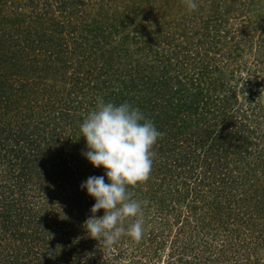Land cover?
Segmentation results:
<instances>
[{
	"label": "trees",
	"instance_id": "obj_1",
	"mask_svg": "<svg viewBox=\"0 0 264 264\" xmlns=\"http://www.w3.org/2000/svg\"><path fill=\"white\" fill-rule=\"evenodd\" d=\"M195 2L0 0V264H264V21ZM98 99L164 133L129 188L143 238L111 251L83 227L81 183L109 182L82 155Z\"/></svg>",
	"mask_w": 264,
	"mask_h": 264
},
{
	"label": "clouds",
	"instance_id": "obj_2",
	"mask_svg": "<svg viewBox=\"0 0 264 264\" xmlns=\"http://www.w3.org/2000/svg\"><path fill=\"white\" fill-rule=\"evenodd\" d=\"M183 3L189 11L198 8L195 0ZM80 131L87 149L82 155L94 168L103 167L109 181L90 176L81 183V189L95 200L84 229L108 251L125 236L139 243L145 232L143 207L148 201L135 199L129 188L149 179L156 155L153 147L164 133L138 107L102 99L83 120ZM101 209L104 214L98 218Z\"/></svg>",
	"mask_w": 264,
	"mask_h": 264
},
{
	"label": "rangeland",
	"instance_id": "obj_3",
	"mask_svg": "<svg viewBox=\"0 0 264 264\" xmlns=\"http://www.w3.org/2000/svg\"><path fill=\"white\" fill-rule=\"evenodd\" d=\"M252 2L253 3H251L249 6L244 7L243 9H239L236 12L237 16L233 15L230 17H237V18H239V20L245 18L246 20H250L252 22H258V21H262V20L264 21V0H252ZM245 61H247L249 63L248 55L243 56V58L241 59L240 62L243 63ZM245 76H246L245 71H242L240 74H238V75L236 74L235 80H237L239 77H245ZM251 81H252L251 87H253V84H254V87H256L255 83L260 82L259 77H257V78L252 77ZM251 90H252V88H251ZM253 90H254V88H253ZM242 96H247V93L243 94V95H241V94L238 95L239 100H240L239 102H241ZM168 254H169L168 246H166V251L164 252V256H163L164 258L162 259V262H164V259L167 257Z\"/></svg>",
	"mask_w": 264,
	"mask_h": 264
}]
</instances>
